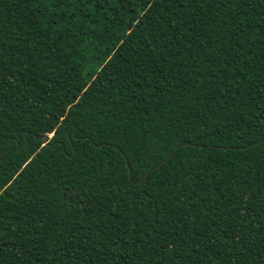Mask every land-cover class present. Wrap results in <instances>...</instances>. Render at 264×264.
<instances>
[{
	"label": "trees",
	"instance_id": "1",
	"mask_svg": "<svg viewBox=\"0 0 264 264\" xmlns=\"http://www.w3.org/2000/svg\"><path fill=\"white\" fill-rule=\"evenodd\" d=\"M5 179L0 264H264V0H0Z\"/></svg>",
	"mask_w": 264,
	"mask_h": 264
},
{
	"label": "water",
	"instance_id": "2",
	"mask_svg": "<svg viewBox=\"0 0 264 264\" xmlns=\"http://www.w3.org/2000/svg\"><path fill=\"white\" fill-rule=\"evenodd\" d=\"M127 163H128V167L130 168V164H129V162L127 161ZM162 164V162H160L158 165H156L152 170H154V169H156L158 166H160ZM151 170V171H152ZM151 171H149V172H151ZM146 177V175H144L139 181H141V180H143L144 178Z\"/></svg>",
	"mask_w": 264,
	"mask_h": 264
},
{
	"label": "snow or ice",
	"instance_id": "3",
	"mask_svg": "<svg viewBox=\"0 0 264 264\" xmlns=\"http://www.w3.org/2000/svg\"><path fill=\"white\" fill-rule=\"evenodd\" d=\"M146 2H147V0H146ZM8 183V180L7 179H5L4 181H3V184H0V188H2L4 185H6Z\"/></svg>",
	"mask_w": 264,
	"mask_h": 264
}]
</instances>
